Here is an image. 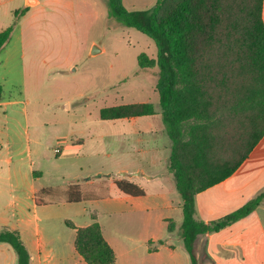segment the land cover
Listing matches in <instances>:
<instances>
[{
    "label": "rangeland",
    "instance_id": "374dc122",
    "mask_svg": "<svg viewBox=\"0 0 264 264\" xmlns=\"http://www.w3.org/2000/svg\"><path fill=\"white\" fill-rule=\"evenodd\" d=\"M25 1L17 0L13 6L23 8ZM40 1L36 7H29L31 10L20 21L11 45L17 50L10 61L4 60L3 64L8 65L0 70V82L5 85L7 97L21 95L28 102L31 123L47 125V136L52 135L51 149L57 145L53 136H62V146L56 148L61 152L58 163L49 162L42 169L40 184L48 188L38 198L52 204L43 211L56 210L62 220L61 229L71 238L74 232L65 221L75 226L85 224L95 213L96 221L104 226L120 252L130 244L129 238L139 240L145 218L156 212L135 208L122 199L123 193L112 183L131 180L154 193L157 184L168 182L166 177L155 176L164 174L171 182L175 180L169 171L172 142L157 90L159 68L138 66L142 53L156 60L157 48L147 36L109 18L108 0ZM156 1L123 3L129 10L148 12ZM217 4L206 56L208 74L213 78L220 72L217 65H221V59H229V47L238 55L244 51L243 45L251 44L256 14L253 0ZM12 18L4 24H10ZM94 45L99 49L97 55H91ZM142 103L153 104L156 114L120 120L100 117L103 108ZM50 155L53 158L51 150ZM73 184L93 200L68 203L67 190ZM67 251L70 256L80 257L75 245Z\"/></svg>",
    "mask_w": 264,
    "mask_h": 264
},
{
    "label": "trees",
    "instance_id": "16d2710c",
    "mask_svg": "<svg viewBox=\"0 0 264 264\" xmlns=\"http://www.w3.org/2000/svg\"><path fill=\"white\" fill-rule=\"evenodd\" d=\"M220 1L224 0H157L151 11L144 12L127 9L123 0H108L109 18L147 36L157 48L156 60L142 53L138 56V66L159 68L157 90L172 142L169 171L175 177L182 200L179 235L191 264H198L195 245L200 235L219 232L248 217L264 199L262 193L236 211L209 223L198 221L194 216L196 196L232 176L264 137V0H253L256 14L251 44L243 45L244 51L238 55L229 47V59H221V65H217L220 72L213 78L208 74L207 41ZM28 11V7L16 10L10 26L0 32V53ZM155 114L151 103L106 107L100 111L102 120ZM116 186L123 194L145 196L132 182L119 181ZM90 200L93 198L84 195L78 184L67 190L68 203ZM67 224L76 230L75 249L87 264H115V251L97 221L82 228ZM175 228L171 222L169 233ZM0 243L13 247L18 264H30V255L18 232L3 228ZM165 243L166 239L157 242L158 245ZM151 245L152 242L149 250L153 251Z\"/></svg>",
    "mask_w": 264,
    "mask_h": 264
},
{
    "label": "crops",
    "instance_id": "0c3cea01",
    "mask_svg": "<svg viewBox=\"0 0 264 264\" xmlns=\"http://www.w3.org/2000/svg\"><path fill=\"white\" fill-rule=\"evenodd\" d=\"M15 2L17 0H0V32L10 26L13 18L10 24H4L5 21L20 9L13 6ZM40 2L38 0L34 7ZM24 7H27L26 1ZM262 19L264 22V1ZM19 24L10 43L0 53V70L8 65L3 64L4 60L8 62L15 55L16 45H11L18 34ZM0 86V231L7 228L18 232L30 255V264H83L84 259L80 255L70 256L67 251L69 246L72 249L75 245L76 230L67 224L73 223L65 221V225L74 232L71 238L72 235L61 229L62 220L56 210L47 212L48 208L43 211L44 207L52 204L38 198V194L48 188L40 184L44 176L42 169L48 167L49 162L58 163L61 152L57 155L55 150L58 145L62 146V136H53L57 145L51 149L49 142L52 135L47 136V125L31 123L28 102L21 95L7 97L4 83L0 82ZM136 171L145 173L144 170ZM164 177L167 184H157L154 193H148L139 186L145 196L136 198L123 194L122 199L128 200L135 208L146 213L156 212L154 216L145 218V230L139 240L129 238L128 247L118 252L104 226L98 222L106 241L115 251V264H191L179 235V226L183 221L182 200L174 179L171 182L168 175L155 176ZM146 179L151 180L152 177L147 176ZM117 182L112 186L117 187ZM262 193L264 137L232 176L196 196L195 219L206 223L219 220ZM94 214L89 222L86 220L85 224L73 225L78 228L91 225L96 221ZM171 222L176 228L169 233ZM162 239H166V243L158 245L157 242ZM150 242L153 251L149 250ZM195 253L198 264H264V199L248 217L219 232L200 235ZM0 264H18V255L9 243H0Z\"/></svg>",
    "mask_w": 264,
    "mask_h": 264
},
{
    "label": "water",
    "instance_id": "95a60500",
    "mask_svg": "<svg viewBox=\"0 0 264 264\" xmlns=\"http://www.w3.org/2000/svg\"><path fill=\"white\" fill-rule=\"evenodd\" d=\"M38 0H26V6L27 7H31L34 6L35 4H37ZM102 50H100L101 52ZM99 53V49L98 47H96V45L93 46L92 51H91V55H97ZM139 175V174H136Z\"/></svg>",
    "mask_w": 264,
    "mask_h": 264
},
{
    "label": "built area",
    "instance_id": "2783aa9c",
    "mask_svg": "<svg viewBox=\"0 0 264 264\" xmlns=\"http://www.w3.org/2000/svg\"><path fill=\"white\" fill-rule=\"evenodd\" d=\"M55 152H56V153H59V152H60V150H59V149H57V150H55Z\"/></svg>",
    "mask_w": 264,
    "mask_h": 264
}]
</instances>
